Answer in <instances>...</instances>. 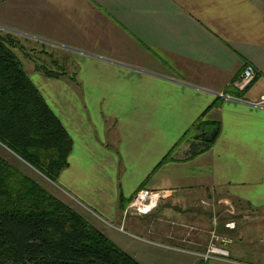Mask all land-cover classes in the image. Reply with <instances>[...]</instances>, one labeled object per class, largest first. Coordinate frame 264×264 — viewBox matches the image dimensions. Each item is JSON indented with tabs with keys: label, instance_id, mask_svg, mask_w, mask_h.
Instances as JSON below:
<instances>
[{
	"label": "crops",
	"instance_id": "0c3cea01",
	"mask_svg": "<svg viewBox=\"0 0 264 264\" xmlns=\"http://www.w3.org/2000/svg\"><path fill=\"white\" fill-rule=\"evenodd\" d=\"M0 29L66 64L63 75L27 73L72 141L58 185L140 264L215 261L162 246L204 251L203 201L221 206L222 225L264 216V109L250 104L264 96V0H0ZM246 65L255 76L239 90ZM204 113L218 135L188 157L189 141L175 145ZM139 188L174 193L138 215L128 206Z\"/></svg>",
	"mask_w": 264,
	"mask_h": 264
},
{
	"label": "trees",
	"instance_id": "16d2710c",
	"mask_svg": "<svg viewBox=\"0 0 264 264\" xmlns=\"http://www.w3.org/2000/svg\"><path fill=\"white\" fill-rule=\"evenodd\" d=\"M18 44L15 36L0 31V145L56 183L68 165L72 141L14 52ZM42 69L47 76L66 71ZM218 131V123L204 113L175 147L189 141L188 157H194L210 149ZM0 264L140 263L0 157Z\"/></svg>",
	"mask_w": 264,
	"mask_h": 264
},
{
	"label": "rangeland",
	"instance_id": "374dc122",
	"mask_svg": "<svg viewBox=\"0 0 264 264\" xmlns=\"http://www.w3.org/2000/svg\"><path fill=\"white\" fill-rule=\"evenodd\" d=\"M9 33L14 36V33H12V32H9ZM16 39L19 40V44H18V47H16V49H14V52L17 54V56H18L19 60L21 61L23 68L25 69L26 73L32 74L33 71L44 73V70L42 69L43 67H48V68H51L55 71H59L58 68H60V69L63 68L65 70H67V66L64 62H62L61 56L53 54L52 52H48L50 50H45L44 48H41V47L36 48L34 46L28 45L29 43L22 42L18 38H16ZM69 67L71 69V66H69ZM0 157L5 159L6 161H9L12 165L17 167L21 172L32 177L37 183H39L44 188H46L55 198H57L63 204H65L66 206L71 208L74 212H76L84 220H86V222H88L90 225L95 227L90 221L85 219V217L82 215V213H80V211L83 208L80 207L78 204H76L72 199H70L64 192H62L57 181H56V183L49 181L47 178H45L43 175H41L38 171L31 168L28 164H26L24 161H22L19 157L15 156L11 151H9L7 148H5L1 145H0ZM139 189H141V188H139ZM155 190H158V189H155ZM169 198H166L163 200H168ZM163 200L161 199L159 201V204L156 207H154L150 212H148L146 214H140L133 209H130V210L134 211L138 215H147V214L151 213L152 211H154L162 203ZM207 201H208L207 203H205V204L201 203V204L209 206L208 209L210 210V213L212 214L211 218H212L213 223H212V230H211L212 232H209V237L204 242L205 243L204 247L206 248V246L209 243L211 238L213 239L212 241L215 242L214 241L215 237H217V236L219 238L225 237V238H228L229 240L230 239L232 240V242H230L231 244L230 243L228 244L229 249H231V247H233V246L236 248H243V249H244V247H246L247 250L253 249L254 252H246V253H248V255H246L245 258H240L241 262L248 263V264H264V216L260 217L261 214H259V215L247 214L244 216V218L242 220L238 219V227H237V222L236 223L235 222L226 223V224L222 225L220 215L218 214L219 213L218 208H220L221 206L218 207V204L213 199L207 200ZM232 208L236 210V208H234V206ZM235 210L233 212H231V214H230L231 218H235V216L237 214V212ZM84 214H86V213H84ZM85 216H87V215H85ZM125 216H126V213L124 212L123 219ZM101 224L102 225L104 224L106 226L113 227V228L115 227L117 230H119L120 232H122L124 234L135 237L137 239H140L139 236H135V235L130 234L125 229L124 224L115 226L113 224H109V223L104 222L102 220H101ZM230 224H232L233 228H229ZM183 227H184V231L186 232L187 236H189L188 233L191 230L190 225L185 224V225H183ZM227 227L231 230H228ZM222 230H224V231H222ZM211 235H213V237H211ZM215 243H217V242H215ZM162 246L166 247V248L173 249L175 251H178L175 249V247H177V246H173V245H162ZM233 258H235V257H233ZM150 261H153L157 264H161L160 263L161 261L159 259H156V258H150ZM209 264H232V263L224 261V260L223 261L215 260V261H209Z\"/></svg>",
	"mask_w": 264,
	"mask_h": 264
},
{
	"label": "built area",
	"instance_id": "2783aa9c",
	"mask_svg": "<svg viewBox=\"0 0 264 264\" xmlns=\"http://www.w3.org/2000/svg\"><path fill=\"white\" fill-rule=\"evenodd\" d=\"M255 76V71L252 65H246L239 75V77L235 80L234 86L239 89L243 90L246 88V86L252 82ZM222 97L226 99H234V100H241V98L231 96V95H223L220 94ZM251 105L264 109V96H261L259 99L250 102ZM174 191L172 189H149V188H141L138 189L134 196L132 197L129 208L137 211L140 214H146L150 212L154 207H156L159 204V201L162 198H169L172 196ZM206 203V202H202ZM228 213H231L234 211L232 207H228L227 209ZM212 232V231H210ZM213 237V235H211ZM211 238L209 243L207 244L204 251L201 252H195L189 249H185L182 247H175L178 251L188 252L191 254H194L197 258L208 261V260H224L227 262H230L232 264H248L241 262L240 260L232 259L230 255V250L228 248V244L231 242L228 238H219L218 236L215 237V242L212 241Z\"/></svg>",
	"mask_w": 264,
	"mask_h": 264
},
{
	"label": "bare ground",
	"instance_id": "6f19581e",
	"mask_svg": "<svg viewBox=\"0 0 264 264\" xmlns=\"http://www.w3.org/2000/svg\"><path fill=\"white\" fill-rule=\"evenodd\" d=\"M0 31H2V30L0 29ZM7 32H8V31H7ZM8 33H9V32H8ZM163 199H166V198H162V200H163ZM128 208H129V206H128ZM129 209H131V208H129ZM182 252H183V251H182Z\"/></svg>",
	"mask_w": 264,
	"mask_h": 264
}]
</instances>
